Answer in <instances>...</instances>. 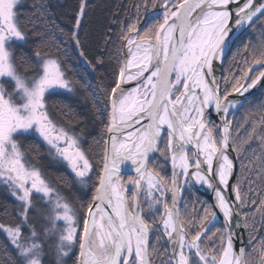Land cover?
<instances>
[{
    "label": "snow or ice",
    "instance_id": "obj_1",
    "mask_svg": "<svg viewBox=\"0 0 264 264\" xmlns=\"http://www.w3.org/2000/svg\"><path fill=\"white\" fill-rule=\"evenodd\" d=\"M23 7L0 0V264H264V99L246 95L264 83V0H131L102 34L114 64L91 131L49 104L77 88L55 31L93 72L105 64L80 34L89 0L69 32ZM42 153L83 190L78 206ZM193 185L213 202L185 199Z\"/></svg>",
    "mask_w": 264,
    "mask_h": 264
},
{
    "label": "trees",
    "instance_id": "obj_2",
    "mask_svg": "<svg viewBox=\"0 0 264 264\" xmlns=\"http://www.w3.org/2000/svg\"><path fill=\"white\" fill-rule=\"evenodd\" d=\"M34 0H23L24 7L21 9L22 12L28 14ZM35 2L43 3L49 14V18L56 21L60 27L64 29L65 32H69L72 29L74 23L75 9L78 4V0H35ZM131 3V0H89L90 8L88 10L87 16L84 18V22L81 28V37L83 38L87 35V39L84 41L85 49L88 52L90 58L95 59L97 56H103L105 59V64L98 67L96 72H93L78 56V52L75 50L74 45L66 40V37L62 35L58 30L55 31V37L57 42L61 43L62 48L66 49L67 56L66 60L69 68L70 78L77 82L76 91L72 94H67L64 97H55L53 100L49 101L50 109L53 112L55 118L61 123L68 126L70 122L61 114V110L68 112L75 121H79L80 125L77 127V131L80 127L87 126L89 131L92 129L93 121V100L99 99L101 93L99 91V77L101 75L105 76V82L111 79L110 73L114 62L111 64L108 60V51L103 47L104 32L111 28L113 30H118L119 25L116 23H111L112 20H120L124 15V7ZM134 11V10H133ZM259 23V22H258ZM261 29L258 27L255 31L250 33V38L255 42L258 40ZM30 42L25 45V50L34 47L33 38L30 36ZM237 47H242L238 45ZM236 49L229 54L224 66L222 74L227 75L228 68L232 67L230 63L235 55ZM236 62H238L241 67H244V56L236 55ZM249 63H251V57H249ZM235 71V69H234ZM239 75V73H236ZM258 75V70L253 72V76ZM250 82V81H249ZM255 98L253 100V107L257 100L264 99V86L258 89L257 92L251 95ZM245 108L240 109L236 114V119L238 121H243L245 116ZM32 141H29L31 143ZM235 155V154H234ZM42 158L47 164V171L54 183H57L62 191L68 196V198L74 202H77L79 198L83 195H78L74 191L72 182H70L67 174L62 170V166L52 161L46 153H42ZM240 172L239 162H237V174ZM170 174V169H169ZM63 177V182L60 178ZM94 179V178H93ZM79 187V186H78ZM77 189V188H76ZM185 199L195 200L197 196L201 200H205L199 194L197 195L193 190H186L183 193ZM210 203V202H209ZM264 235V233H261ZM10 255V249L5 250V240L0 237V256L8 257ZM46 264H55V254L50 253L46 258ZM67 264H71V260L66 258Z\"/></svg>",
    "mask_w": 264,
    "mask_h": 264
},
{
    "label": "water",
    "instance_id": "obj_3",
    "mask_svg": "<svg viewBox=\"0 0 264 264\" xmlns=\"http://www.w3.org/2000/svg\"><path fill=\"white\" fill-rule=\"evenodd\" d=\"M261 2V0H257V3ZM224 66V65H223ZM223 72V67H218L217 69V75H221ZM262 86H264V83H260L258 84L254 89L250 90V93L246 94V95H252L255 92L258 91L259 88H261ZM234 156V154H233ZM236 171H237V167H236ZM193 190L197 195L199 194L200 196H202L205 200H207L208 202L212 203V199H211V192L209 190H207L204 187H200L197 185H193V188L191 189ZM237 246H239V242L237 244Z\"/></svg>",
    "mask_w": 264,
    "mask_h": 264
},
{
    "label": "flooded vegetation",
    "instance_id": "obj_4",
    "mask_svg": "<svg viewBox=\"0 0 264 264\" xmlns=\"http://www.w3.org/2000/svg\"><path fill=\"white\" fill-rule=\"evenodd\" d=\"M62 170L65 172V174H67V176H68L70 182H72V181H71V178H70V175H69V173H68V171H67L64 167H62ZM76 188H77V189H76ZM73 189H74L75 193H76V192L78 193V195H79V194H80V195L83 194V190L80 189V188L78 187V185H76ZM5 199H6V193H4L2 190H0V200H5ZM0 237H1L2 239H4L3 236H0ZM4 240H5V239H4Z\"/></svg>",
    "mask_w": 264,
    "mask_h": 264
}]
</instances>
